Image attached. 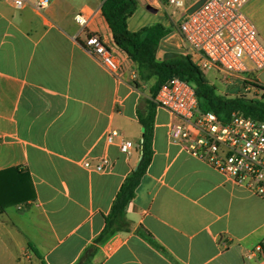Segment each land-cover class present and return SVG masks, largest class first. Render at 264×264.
Masks as SVG:
<instances>
[{
    "label": "crops",
    "instance_id": "crops-1",
    "mask_svg": "<svg viewBox=\"0 0 264 264\" xmlns=\"http://www.w3.org/2000/svg\"><path fill=\"white\" fill-rule=\"evenodd\" d=\"M101 5L52 0L44 14L0 1V245L7 258L75 264L94 247L91 264H264V199L185 151L169 134L175 117L161 107L151 162L127 206L130 230L95 243L142 158L138 111L151 98L133 79L136 64L115 44ZM30 9L37 23L28 21ZM243 9L264 42V0ZM79 13L86 24L75 20ZM134 15L131 30L148 24ZM92 32L114 54L119 75L85 47ZM175 34L163 39L169 51L185 43ZM250 76L264 85V68ZM113 129L120 136L109 143ZM122 139L133 141L129 153ZM103 158L106 170L84 165Z\"/></svg>",
    "mask_w": 264,
    "mask_h": 264
},
{
    "label": "built area",
    "instance_id": "built-area-1",
    "mask_svg": "<svg viewBox=\"0 0 264 264\" xmlns=\"http://www.w3.org/2000/svg\"><path fill=\"white\" fill-rule=\"evenodd\" d=\"M16 9L29 5L38 12L48 8L52 0H0ZM175 11L186 7V0H164ZM249 0H205L194 12L185 9L179 31L186 43L187 54L204 71L216 69L222 79L241 77L264 68V42L256 23L243 7ZM159 3V2H158ZM75 20L84 25L83 13ZM87 50L95 55L111 74L119 75V63L98 33H90L84 41ZM247 86L245 89H250ZM155 101L175 117L170 124V137L183 149L223 173L236 184L264 199V120L234 111L224 121L215 112L200 107L195 87L180 77L165 82ZM120 136L118 130L107 134L109 143ZM133 141L122 139L120 149L129 153ZM86 167L106 170L108 160L96 164L89 160ZM261 250V246H257Z\"/></svg>",
    "mask_w": 264,
    "mask_h": 264
},
{
    "label": "trees",
    "instance_id": "trees-1",
    "mask_svg": "<svg viewBox=\"0 0 264 264\" xmlns=\"http://www.w3.org/2000/svg\"><path fill=\"white\" fill-rule=\"evenodd\" d=\"M139 3L140 0H102L101 5V13L111 29L115 44L135 62L144 78H147L150 72L157 76V80L150 88L151 98L147 100L144 109L138 111L139 120L145 128L141 142L142 158L138 168L124 180L110 212L105 216V228L95 239V243L104 242L119 231L130 230V221L126 215L127 206L136 196L137 188L152 159L154 122L158 107L155 96L165 82L180 77L191 83L196 89L200 107L215 112L224 121H227L234 111L264 120V85L255 77L250 76V80L245 83L260 89L263 92L262 98H249L245 95L230 97L218 92L217 87L209 81L205 72L190 56L178 55L173 60H159V45L171 33L172 28L163 22H155L139 30H131L128 22L137 11ZM141 234L155 243L149 235ZM91 249L75 264H91L90 256L95 248Z\"/></svg>",
    "mask_w": 264,
    "mask_h": 264
},
{
    "label": "rangeland",
    "instance_id": "rangeland-1",
    "mask_svg": "<svg viewBox=\"0 0 264 264\" xmlns=\"http://www.w3.org/2000/svg\"><path fill=\"white\" fill-rule=\"evenodd\" d=\"M96 1L97 0H64V2H68L69 5L74 6V8H77L81 3L93 4ZM196 1L197 0H186V7L177 9L176 12H174L175 8L168 6L164 0H140L139 7L135 12L134 17L144 14L145 21L148 22V24L161 21L165 23V25L171 26L172 31L170 34H175L176 32L177 36L182 37L178 28L179 23L183 19L185 9ZM43 13L45 14V10ZM25 14L29 22L37 23L40 19V16L36 15L31 9L26 10ZM183 40L184 39L182 37V41ZM168 43L170 42L161 41L157 51V57L159 60H173L178 55L188 56L185 43L180 47V51H176L174 49L169 51ZM139 71V67L136 65L135 72L132 73L134 74L133 79L139 84H144L145 88L150 89L156 82L157 76L149 72L148 77L144 78ZM204 71L209 81L217 87L218 92L221 94L230 97L245 95L249 98H262L263 92L260 89L246 84L240 77H236L235 79L231 78L227 81L222 79L221 74L216 69ZM247 86L252 88L245 89ZM7 254L8 253L5 248L0 245V264H17L12 260V258H7ZM20 257L18 258L19 260Z\"/></svg>",
    "mask_w": 264,
    "mask_h": 264
},
{
    "label": "water",
    "instance_id": "water-1",
    "mask_svg": "<svg viewBox=\"0 0 264 264\" xmlns=\"http://www.w3.org/2000/svg\"><path fill=\"white\" fill-rule=\"evenodd\" d=\"M205 0H197L196 2H194L192 5H190V7L188 8V12L189 13H192L194 12L197 8H199L203 3H204ZM142 130L144 131L145 128L143 127ZM140 163V162H139ZM139 163L137 164V166L135 167V169L138 168V165Z\"/></svg>",
    "mask_w": 264,
    "mask_h": 264
}]
</instances>
